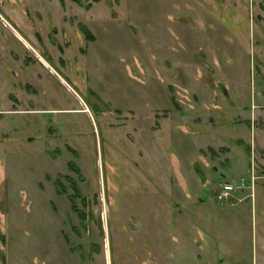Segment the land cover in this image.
<instances>
[{
  "label": "rangeland",
  "instance_id": "rangeland-1",
  "mask_svg": "<svg viewBox=\"0 0 264 264\" xmlns=\"http://www.w3.org/2000/svg\"><path fill=\"white\" fill-rule=\"evenodd\" d=\"M263 148L264 0H0V264H264Z\"/></svg>",
  "mask_w": 264,
  "mask_h": 264
},
{
  "label": "built area",
  "instance_id": "built-area-1",
  "mask_svg": "<svg viewBox=\"0 0 264 264\" xmlns=\"http://www.w3.org/2000/svg\"><path fill=\"white\" fill-rule=\"evenodd\" d=\"M257 179L258 177H256L255 172L251 170L249 179L241 178L235 182L230 181L220 184L212 190V194L215 198L223 202L243 203L255 198Z\"/></svg>",
  "mask_w": 264,
  "mask_h": 264
},
{
  "label": "crops",
  "instance_id": "crops-1",
  "mask_svg": "<svg viewBox=\"0 0 264 264\" xmlns=\"http://www.w3.org/2000/svg\"><path fill=\"white\" fill-rule=\"evenodd\" d=\"M254 118H255V115H254ZM256 127H259V126H256ZM214 150V149H213ZM264 151V148L263 149H260V154H261V152H263ZM217 154V153H216ZM216 154H213L214 156H216ZM218 155V154H217ZM262 155V154H261ZM211 163V162H210ZM206 165H210L209 163H208V161H207V163H206ZM263 168H264V166H263ZM199 197H200V195H198ZM231 229H233L234 230V232H235V234L233 233L232 235L235 237V241L238 243V246H239V250H237V252H238V255L239 256H241L242 255V253H244V250H245V248H244V241H243V239L241 238V232H240V230H242L243 228L237 223H235V224H233V226H231Z\"/></svg>",
  "mask_w": 264,
  "mask_h": 264
},
{
  "label": "trees",
  "instance_id": "trees-1",
  "mask_svg": "<svg viewBox=\"0 0 264 264\" xmlns=\"http://www.w3.org/2000/svg\"><path fill=\"white\" fill-rule=\"evenodd\" d=\"M83 33H85L86 38H88V39H90V40L93 39V37H92V35L90 34L89 30H87L86 28L83 29ZM68 181L71 183V186H72L73 188L76 187L75 182H73L71 179H68ZM57 183H58V186L61 187L63 191H65V188H63V186L61 185V181H60V180H57ZM77 192H78V193H77V194H78L77 196H79V191H77ZM70 198H71V197H70ZM71 199H72V198H71ZM84 201L86 202L87 200H84ZM74 203H75L74 200H72V208H73L74 211L76 210V212H78L77 206H75ZM80 214H81V213H80ZM82 216H83L84 218H86V217L88 218V217H89L88 214L81 215V217H82Z\"/></svg>",
  "mask_w": 264,
  "mask_h": 264
}]
</instances>
